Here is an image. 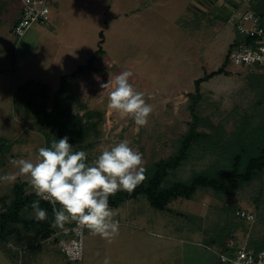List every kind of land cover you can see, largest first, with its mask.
Masks as SVG:
<instances>
[{
    "label": "rangeland",
    "instance_id": "1",
    "mask_svg": "<svg viewBox=\"0 0 264 264\" xmlns=\"http://www.w3.org/2000/svg\"><path fill=\"white\" fill-rule=\"evenodd\" d=\"M251 1L58 0L57 4L47 1L49 17L56 13L58 7L61 21L74 20L75 58L72 65L75 70L79 65L87 64L98 48L100 32L104 39V52L95 59L93 69L86 70L65 85L71 96L73 114L82 123L95 124L96 127L85 142L75 144L74 150L85 148L89 161H94L104 150L127 140L132 148L142 153L145 169L172 155L192 120V100L188 94L194 93V80L222 65L235 35L230 14L252 10ZM226 15V22H221L220 18ZM36 26L39 24L31 28ZM6 28L9 29L8 23L1 26V31H6ZM1 34L0 70H5L0 71V211L10 202L13 185L30 181V176L20 173L12 161L27 159L35 164L39 148L50 145L47 137L52 135L51 128L37 122L39 114L34 105L44 103L48 109L51 108V97L59 88L60 76L73 70L55 65L48 72L49 58L42 57L37 43L25 44L27 49H24L19 43L21 40L10 31ZM15 40H18L16 44ZM9 55L10 59L5 58ZM11 69L13 71H8ZM124 71L132 72L130 83L136 91L144 94L153 109L147 125L138 131L131 117H121L109 107L115 78ZM225 71V74L200 84L202 98L194 106L203 119L198 130L211 135L215 133L216 137L212 139L220 137L223 141L217 145L206 140L195 145L189 157L170 172L167 180L186 181L194 173L209 169L219 179L222 178L231 164L229 156L237 142L235 136L240 134L245 139H255L259 128L264 126V70L236 68L228 62ZM253 76H262V79L255 84L251 80ZM27 80L48 86V97L40 94V85L24 86ZM89 142L91 147L82 148ZM10 176H15V180L5 178ZM25 190L26 194L31 193V183ZM125 204L140 212L145 224L154 223L170 233L180 231L176 235L184 232L188 235L190 232L192 240L213 239L232 224L239 225L235 231L239 244H257L264 238V171L231 196L217 194L211 189H199L193 199L178 197L169 203V210L161 211L151 208L145 196L139 195L111 208L114 217ZM231 209L235 211L234 215ZM239 210L251 211L254 219L247 223L241 221L237 214ZM35 217L36 211H32L24 213L21 218L23 222ZM93 236L88 229L85 230L82 264L95 255ZM88 239L90 243L94 241L92 248ZM51 240L49 238L43 244L54 249L56 246ZM155 240H146L144 249H149V243L153 246ZM128 241L139 242V239L122 240L116 244L117 251L114 252L103 249L99 261L113 256L125 260L129 257L128 249L136 250L140 256V245L131 247ZM96 244H102V239ZM17 245L13 237L6 248L17 250L13 262L23 264L30 252L25 250L23 253V246ZM3 250L0 243V251L4 253ZM2 255L0 253V264H9L8 257ZM35 255L36 252L29 258V264L35 262L32 261ZM39 258H36V264ZM133 259L138 261L140 258L134 254ZM62 263L59 260L57 264Z\"/></svg>",
    "mask_w": 264,
    "mask_h": 264
},
{
    "label": "trees",
    "instance_id": "2",
    "mask_svg": "<svg viewBox=\"0 0 264 264\" xmlns=\"http://www.w3.org/2000/svg\"><path fill=\"white\" fill-rule=\"evenodd\" d=\"M251 8L256 13L264 16V0H252ZM237 7V4H233ZM229 15V13H228ZM221 17V22H226L227 16ZM100 41L98 48L93 52L85 65H79L76 70L69 74L60 77L59 88L53 92L51 97V108H47L44 103L34 105L36 112L39 114L37 122L40 125H46L51 128L52 135L47 137L48 144L53 139H58L64 136L69 137V142L74 145L76 143H83L89 137L90 133L96 130L95 124L82 123L80 118L73 114L70 104V94L66 92V83L77 79L78 75L84 74L86 70L93 69V63L98 55L103 54V34H99ZM243 39L239 36L234 38L235 42H240ZM233 43L229 44L224 61L222 65L211 71L205 73L203 76L194 80V93H189L192 100L190 106V114L192 117L189 123V128L186 133L182 134L178 141L176 151L167 158L160 159L153 163L149 169H145L146 179L142 181L132 192L118 191L115 195L109 198V205L111 208H116L129 199H134L139 195H144L151 208L157 210H169V203L178 197L190 200L193 199L199 189H211L217 194L224 196H231L242 186L250 183L256 179L262 171H264V126L259 128L258 137L255 139L236 135L234 150L230 154V167L223 174L222 178L214 175L212 170H203L194 173L186 181H169L167 177L170 172L177 169L189 155L191 149L195 145H200L204 141L212 144H220L222 140L212 139L216 134L207 133L198 130V126L203 123L202 117L194 107L202 98L200 93V84L210 78L225 74V65L229 62L227 53ZM254 70H264L259 67L249 68ZM262 76L252 77L253 83H257ZM252 83V81H251ZM40 85V94L47 98L48 86L45 84H38L33 80H27L24 86ZM23 86V87H24ZM21 87V86H20ZM206 122H208L206 120ZM214 129V127H212ZM226 140V139H224ZM92 143H86L82 148H89ZM79 150H85L79 148ZM89 159V157H88ZM30 184L28 182H17L12 187V196L10 202L5 204L0 211V243L4 249V254L12 260L17 257V250L6 248L9 239L15 237L18 246H23V250L34 253L43 247V242L52 237L53 232L59 227L54 226L53 204L48 201L40 200L34 193L26 194L25 187ZM39 200V208L45 209L47 212L46 220H37L30 218L22 222V215L28 212L36 211L33 207V202ZM59 208V205H56ZM232 210V209H231ZM234 215L235 211H231ZM246 222V220L241 219ZM247 223V222H246ZM20 224H22L20 226ZM238 224H232L222 230V233L217 237L211 239L214 244H217L219 252L231 253L237 246V239L235 231ZM24 231V234H23ZM55 244V239L51 240ZM247 247L253 249L255 252L264 250V238L259 243H247Z\"/></svg>",
    "mask_w": 264,
    "mask_h": 264
},
{
    "label": "clouds",
    "instance_id": "3",
    "mask_svg": "<svg viewBox=\"0 0 264 264\" xmlns=\"http://www.w3.org/2000/svg\"><path fill=\"white\" fill-rule=\"evenodd\" d=\"M131 76V71L116 76L109 107L121 117H131L138 131L147 125L153 109L144 94L134 89L129 81ZM12 163L20 173L30 176L36 195L53 204L54 226L63 227L70 219L76 220L92 234L105 239L113 237L119 229L109 198L118 191L132 192L146 179L142 153L127 140L89 161L88 154L74 150L69 137L64 136L40 147L37 163L27 159ZM5 178L15 180V176ZM33 207L37 220L47 219L46 210L39 208V200L33 202ZM104 264H110L108 258Z\"/></svg>",
    "mask_w": 264,
    "mask_h": 264
},
{
    "label": "crops",
    "instance_id": "4",
    "mask_svg": "<svg viewBox=\"0 0 264 264\" xmlns=\"http://www.w3.org/2000/svg\"><path fill=\"white\" fill-rule=\"evenodd\" d=\"M47 1L52 3L54 2L56 4L58 3V0H46V2ZM18 15L19 6L17 1L0 0V36H3V34L1 33L7 34V32L9 31L12 33V35L15 36L13 28L14 24L17 21ZM67 20H60L57 7L56 13H53L45 24H41L29 29L25 33V35L20 38L21 42L19 41V43L20 45H23L24 49H27L25 44L37 43V45L39 46V52L43 53L42 57L48 56V72L52 71V68L55 65L64 66V70L73 68L72 60L75 58V43L73 42L74 20ZM6 23L9 24V29L6 28V31H1V26ZM18 40H15V44L18 42ZM33 47L31 46L30 48ZM5 58L10 59V55ZM12 59H14V55L12 56ZM4 70L5 69H2L0 71ZM74 70L75 67L71 72H73ZM8 71L13 70L11 69ZM114 220L119 224L117 234H115L110 239H105L101 238L99 235H94L92 238L94 239L96 245L94 246L95 255L87 259L86 264H104V261H99V256L101 255V253H103V249L105 250V252L117 251L116 244H119L122 240L129 238L139 239V242H136V240L128 241V243L131 247L140 245V247L142 248L140 256L136 253V250L129 251L128 249L127 253L129 257L127 259H117V257L113 256L111 259H109L110 264H221L218 258V253L220 252L217 248V244H214L211 239L207 241L201 238L192 240L191 235H189L190 232L188 233V235H186V232H184L183 235H176L177 232H180L177 231V229H175V231H177L176 233L174 231L170 233L167 232L164 228L158 227V225L154 223H152V225H147L144 222L142 214L136 210L131 209L127 204L118 209L117 213L115 214ZM121 226L126 228H123ZM201 233L202 232H200V234ZM235 233V235H237V232ZM151 238L156 239V242L153 241V246H151V244L149 243V245H147L149 246V249H144V246H146V240H150ZM96 239L97 241H99V239H102V244L97 246ZM94 241L92 240L90 243V239H88L90 248H92V246L94 245ZM0 253L1 255H4H2L3 257L7 258V256L3 252L0 251ZM32 254L33 253L27 254L23 264H29L28 260ZM134 254L137 258H140L138 261L136 259H133ZM38 256H40V258L38 259V264H52L54 262H56L55 264H57L59 260L63 262L62 264H75L73 262L67 261L64 256L57 250V247H54V249H50L48 245L46 246L44 244L40 250L36 251V255L35 257H33L34 260L32 261L36 262V258ZM45 257H47V261L45 260ZM7 259H9V264H18L16 262H13V260L9 257ZM35 262L33 264H36ZM80 262L78 264H82Z\"/></svg>",
    "mask_w": 264,
    "mask_h": 264
},
{
    "label": "built area",
    "instance_id": "5",
    "mask_svg": "<svg viewBox=\"0 0 264 264\" xmlns=\"http://www.w3.org/2000/svg\"><path fill=\"white\" fill-rule=\"evenodd\" d=\"M15 1L18 2L19 15L13 30L18 39L22 38L33 25H41L49 20L46 0ZM230 17L231 26L235 31L234 38L239 36L243 40L240 42L232 40L233 44L227 53L229 63L236 68L264 69V16L248 10L233 12ZM31 193L36 195L33 187ZM36 197L40 199L37 195ZM237 214L248 222L254 219L251 211L239 210ZM86 229L78 221L70 219L63 227L53 232L51 238L55 239L58 251L67 261L79 263L82 260ZM218 258L221 264H264V250L255 252L247 247L246 242L237 243L231 253L220 252Z\"/></svg>",
    "mask_w": 264,
    "mask_h": 264
}]
</instances>
